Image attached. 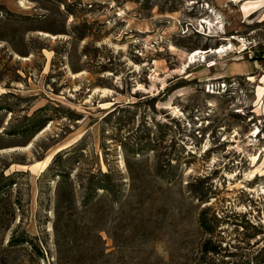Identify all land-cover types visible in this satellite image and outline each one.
<instances>
[{
    "label": "rangeland",
    "instance_id": "obj_1",
    "mask_svg": "<svg viewBox=\"0 0 264 264\" xmlns=\"http://www.w3.org/2000/svg\"><path fill=\"white\" fill-rule=\"evenodd\" d=\"M244 2L0 0V264H264Z\"/></svg>",
    "mask_w": 264,
    "mask_h": 264
},
{
    "label": "bare ground",
    "instance_id": "obj_2",
    "mask_svg": "<svg viewBox=\"0 0 264 264\" xmlns=\"http://www.w3.org/2000/svg\"><path fill=\"white\" fill-rule=\"evenodd\" d=\"M231 2H235V3H242L245 0H230ZM22 4V3H21ZM263 6V1H247L244 2L242 4L241 7V12L244 15V17H248L251 13L256 12L260 7ZM201 23H205L204 21ZM47 35V34H45ZM231 40H236L240 43H244L243 39H239L236 36H233L231 38H229V41ZM227 45V44H226ZM226 45H221L219 47H216L214 49H209L208 51H203V50H194L193 53L188 54L187 55V60L189 64L195 63L196 61H201V62H205L206 58L208 55H220V56H225L227 54V52H232L233 51V45L231 43H228V46ZM216 63L211 62L208 66H214ZM239 75L241 74H245V71H240L238 73ZM246 75V74H245ZM248 75V80L250 81H254V77H252L250 74ZM260 83L264 85V75L262 76ZM264 91V88L258 87L257 88V94L261 95L262 92ZM209 92V90H208ZM173 111L175 114H180L179 110L176 108H173ZM49 159H51L50 157H48L45 161L41 162V163H35L31 165L32 169H36L38 166L40 168H45L47 166V162L49 161ZM254 175H251L250 178H252Z\"/></svg>",
    "mask_w": 264,
    "mask_h": 264
},
{
    "label": "trees",
    "instance_id": "obj_3",
    "mask_svg": "<svg viewBox=\"0 0 264 264\" xmlns=\"http://www.w3.org/2000/svg\"><path fill=\"white\" fill-rule=\"evenodd\" d=\"M2 108L0 107V110H1ZM17 242H19V240H17ZM35 247V246H34ZM36 248V251H37V254L38 255H40V256H42V250L38 247V246H36L35 247ZM206 251V250H205Z\"/></svg>",
    "mask_w": 264,
    "mask_h": 264
},
{
    "label": "water",
    "instance_id": "obj_4",
    "mask_svg": "<svg viewBox=\"0 0 264 264\" xmlns=\"http://www.w3.org/2000/svg\"><path fill=\"white\" fill-rule=\"evenodd\" d=\"M206 51H208V49H206Z\"/></svg>",
    "mask_w": 264,
    "mask_h": 264
}]
</instances>
